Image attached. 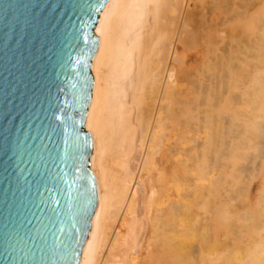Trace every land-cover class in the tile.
I'll return each instance as SVG.
<instances>
[{"label":"bare ground","instance_id":"obj_1","mask_svg":"<svg viewBox=\"0 0 264 264\" xmlns=\"http://www.w3.org/2000/svg\"><path fill=\"white\" fill-rule=\"evenodd\" d=\"M93 34L78 264H264V0H108Z\"/></svg>","mask_w":264,"mask_h":264},{"label":"water","instance_id":"obj_2","mask_svg":"<svg viewBox=\"0 0 264 264\" xmlns=\"http://www.w3.org/2000/svg\"><path fill=\"white\" fill-rule=\"evenodd\" d=\"M108 0H0V264H78L96 206L84 129Z\"/></svg>","mask_w":264,"mask_h":264},{"label":"rangeland","instance_id":"obj_3","mask_svg":"<svg viewBox=\"0 0 264 264\" xmlns=\"http://www.w3.org/2000/svg\"><path fill=\"white\" fill-rule=\"evenodd\" d=\"M190 63V62H189ZM190 65H192V64H190Z\"/></svg>","mask_w":264,"mask_h":264}]
</instances>
